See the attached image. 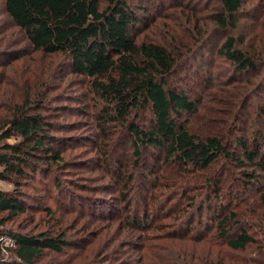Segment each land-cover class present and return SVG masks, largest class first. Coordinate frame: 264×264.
I'll use <instances>...</instances> for the list:
<instances>
[{
	"label": "trees",
	"instance_id": "obj_1",
	"mask_svg": "<svg viewBox=\"0 0 264 264\" xmlns=\"http://www.w3.org/2000/svg\"><path fill=\"white\" fill-rule=\"evenodd\" d=\"M133 1L4 0V7L34 51L48 56L61 55L66 58L71 72L89 78L90 90L103 103L98 116L99 126L104 130L108 124L120 126L118 132L122 133L120 137H123L124 144L134 148L135 168L148 151L149 157L163 163L162 170L174 175L173 179L167 180L168 183L160 180L150 186L152 194L146 195L145 204L153 199L154 209L145 205L140 213L136 199H125L130 201L126 207L128 221L144 230L151 216L156 218L167 210L168 213L170 210L180 211L187 200L194 205L197 204L196 198L201 196L205 205L212 208L216 205L212 227L208 230L200 227L202 220L193 225L195 213L192 212L181 218L182 223H177L173 232L178 234L179 231L183 238H193L194 242L201 238L219 239L232 251H244L257 240L250 227L236 219L240 216L237 210L242 208L245 200L241 196L248 194L249 190L242 195L226 194L227 197L219 200L220 182L215 177H210L205 183L208 190L206 198L201 193L196 194L201 186L196 182H186L195 180L193 175L201 176L217 159L224 157L240 166L254 167L243 173L247 175L248 184H259L256 171H264L263 133L260 132L251 143L242 136L234 139L236 146L241 147L242 155L230 150L231 139L225 133L234 125L236 131V124L241 120L248 123L251 113L246 109L253 90L257 86H262L264 90V76L260 75L261 69H264V33L259 36L256 32V23L259 21L261 24L262 14L257 11L245 22L242 0H215L218 5L209 21L206 15L198 17L200 10L196 3L193 4L194 0H156L153 3L158 5L157 9L170 8L165 15L157 10L156 16L164 15L172 25L167 26L163 37L141 39L144 29L150 25L154 30L164 28L165 24L159 21V24L155 22V26L152 25L155 18L151 8L142 6L143 9L139 10ZM173 8L181 11L191 8L187 20L193 28L185 38L176 37L183 28L182 25L173 27V20L177 19ZM240 30L245 38L250 39L248 45L240 39ZM211 38L214 40L209 45ZM220 38L223 40L220 41ZM199 56L204 61H199ZM218 60L226 62L233 71V78L227 84L221 79L224 75L210 69ZM190 62H196L199 72L206 68L194 84L197 90L198 86L210 90L207 94H200L199 90L197 93L196 90V94L191 95V85H178L177 76L191 65ZM238 75H260V79L255 85L253 79L240 83L242 79H237ZM230 85L233 86V104L237 106L234 115V107L226 99L229 96V89L226 88ZM37 98L40 99L39 94ZM44 98L41 101L37 99L33 105L32 99L26 97L13 110L7 111L9 115H0V179L18 183L32 181L29 186L35 187L34 183L41 180L38 176H50L55 165L63 163L61 150L55 149L60 138L53 133L60 129L58 126L62 122L46 119L42 113ZM212 101L223 102L225 109H217ZM200 108L204 109L203 112ZM197 115L203 116L204 124L209 126L203 134H197L189 127L192 118ZM12 137L16 140L8 141ZM122 170V166L117 170V183L121 182L125 191L128 185L120 178ZM55 187L60 190L62 182H57ZM26 194L20 190L0 189V264H35L46 249L61 254L68 244L64 233L58 236L46 231L30 234L6 227L8 221L34 207L26 200H36L35 195L28 197ZM258 203L264 208V189L260 191ZM133 206L135 209L131 210ZM209 223V219L205 220L206 225ZM4 235L14 240L13 246L3 243L1 237ZM7 252L14 257L6 256ZM189 262L192 264L191 260Z\"/></svg>",
	"mask_w": 264,
	"mask_h": 264
},
{
	"label": "rangeland",
	"instance_id": "obj_2",
	"mask_svg": "<svg viewBox=\"0 0 264 264\" xmlns=\"http://www.w3.org/2000/svg\"><path fill=\"white\" fill-rule=\"evenodd\" d=\"M154 1L156 0L133 1V5L139 10L143 9L142 6L151 8L155 18L152 25L155 22L159 24V21L165 24L164 28L154 30L150 25L144 29L141 39L150 36L154 39L163 37L167 26L172 25L170 20L167 21L164 18L165 12L170 8L165 6L164 10L157 9L158 5H154ZM242 1L243 21L247 22L246 20L257 11L262 14H260L262 26L259 25V21L256 23V32L260 36L264 33V0ZM194 3L200 10L198 17L206 15L210 21L218 5L217 2L194 0ZM157 10L162 11V14L164 12V15L157 17ZM174 10L177 12L174 15L177 19L174 18L176 20H173V27L182 25L183 28L176 37L185 38L187 33L191 34L193 28L192 23L190 24L187 20L188 15L191 14V8L182 11ZM241 32V30L238 32L240 39L245 40L248 45L250 39L245 38ZM242 36L244 38H241ZM213 40L214 38L210 39L209 45L213 43ZM222 40L223 38H220V41ZM8 53L9 55H6ZM202 59L198 57L199 61H204ZM67 64L66 58L61 55L48 56L34 51L26 35L7 14L4 0H0V115L2 117H5L3 114L9 115L7 111L13 110L26 97H30L34 105L39 99L37 98L39 94L40 101L43 96L45 97L42 101L44 105L42 113L46 119L56 123L62 122L58 126L60 129L53 133L60 138L55 149L61 150L64 160L60 166L55 165L50 176L47 174L38 176L41 180L34 183L35 187L29 186L33 184L32 181L18 183L0 179L1 190H20L27 193L28 197H33L32 195L36 197V200L33 198L26 200L29 205L34 204V207L8 221L6 227L30 234L46 231L54 236L62 233L66 235L68 244L64 247L63 253L57 254L51 249H46L35 264H191L189 260L192 264L218 262L237 264L235 261L264 264V218L261 216H264L262 214L264 208L258 203L260 191L264 189V171H256L258 174L256 181L259 184L256 182L248 184L247 175L243 171H251L254 167L240 166L236 161L224 157L217 159L204 174L193 175L195 180H187L186 183L196 182L202 187L196 194L201 193L206 198L205 194L208 190L205 183L210 177H215L220 182L219 200L227 197L226 194H244L245 190H249L248 194L241 196L245 200L242 208L237 210L240 216L236 219L245 226H249L257 240L244 251H232L224 241L219 239L214 241L201 238L198 242H194L193 238L191 240L187 237L183 238L179 235V231H177L178 234L173 232V229L177 228V223H182L181 218L192 212L195 213L193 225L202 220L200 227H206L207 230L212 227L215 221L212 216L216 215L214 209L216 205H213V208L205 205L201 196L196 198L197 204L194 205L187 200L180 211L170 210L168 213L167 210L158 214L156 218L151 216L146 223L148 227L144 230L138 229L136 223L128 221L129 214L126 207L130 201L125 199L133 201L136 199L137 211L140 213L141 207L145 205H151V209H154L153 199L145 204L146 195L152 194L150 186L160 180L168 183L167 180L173 179L174 175L162 170L163 163L149 157L148 151L135 168L134 148L130 144H124L123 137H120L122 133L118 132L120 126L115 123L108 124L106 130L99 126L98 116L103 103L90 90L89 78L74 74ZM190 64L177 76L176 81L178 85H191L193 89L191 95H194L197 90L194 81L199 80L206 68L199 72L195 67L196 62H190ZM210 69L224 75L221 79L226 84L233 78V71L223 60L216 61ZM260 75L264 76V69H261ZM260 75L236 77L242 79L240 83H248L246 79H253L255 85L258 84ZM180 77L190 79L181 80ZM225 87L224 85V89ZM226 89H229V96L226 99L234 107L232 112L234 115L237 106L233 104L231 96L233 86L230 85ZM198 90L200 94L201 92L207 94L210 91L200 86ZM213 101H215L214 98ZM213 101L212 104L214 103L217 109H225L223 102L218 104ZM263 107L264 90L262 86H257L248 101V108L246 107V110L249 109L251 113L248 123L241 120L236 124V131H234V125L225 133L228 139H231L229 145L232 152L242 155L241 147H237L234 140L237 137L242 136L251 143L256 140L260 132L264 135ZM200 110L203 112L204 109L200 108ZM148 121L149 118L146 123ZM191 121L189 127L197 134H203L209 128L207 124H204L203 116L197 115ZM15 140L16 138L12 137L8 141ZM120 166L124 167L120 178L128 185L125 191L121 182L117 183L119 178L117 170ZM57 182H62L60 190L55 187ZM43 183L46 185L43 186ZM212 192L214 193V188ZM202 203H204L203 207ZM132 209L134 210L135 206ZM207 219L211 224H205ZM6 256L14 257L9 252Z\"/></svg>",
	"mask_w": 264,
	"mask_h": 264
},
{
	"label": "built area",
	"instance_id": "obj_3",
	"mask_svg": "<svg viewBox=\"0 0 264 264\" xmlns=\"http://www.w3.org/2000/svg\"><path fill=\"white\" fill-rule=\"evenodd\" d=\"M1 240L3 241L4 244H6L8 246L14 245V240L9 235L2 236Z\"/></svg>",
	"mask_w": 264,
	"mask_h": 264
}]
</instances>
